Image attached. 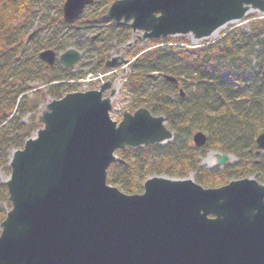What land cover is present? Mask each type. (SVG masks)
<instances>
[{
  "label": "water",
  "instance_id": "obj_1",
  "mask_svg": "<svg viewBox=\"0 0 264 264\" xmlns=\"http://www.w3.org/2000/svg\"><path fill=\"white\" fill-rule=\"evenodd\" d=\"M91 3L66 0L63 20L74 23ZM249 12L264 15V0H116L103 19L139 35L105 69L128 65L125 50L137 42L206 40ZM39 57L54 63L51 51ZM79 58L70 49L58 60L72 69ZM117 77L114 72L98 90L47 103L35 117V135L12 153L0 264H264V185L255 179L204 188L191 177L154 176L133 195L107 183L116 152L173 138L164 117L145 108L111 120ZM164 79L178 84L173 77ZM206 141L202 132L192 136L197 148ZM255 142L257 153L264 152V133ZM215 155L219 167L231 157Z\"/></svg>",
  "mask_w": 264,
  "mask_h": 264
},
{
  "label": "trees",
  "instance_id": "obj_2",
  "mask_svg": "<svg viewBox=\"0 0 264 264\" xmlns=\"http://www.w3.org/2000/svg\"><path fill=\"white\" fill-rule=\"evenodd\" d=\"M114 1L94 0V13L88 17L91 23L81 19L68 26L74 28L69 39H81L86 44L75 49L83 50L95 59L93 73H104L109 52L130 39L129 29L115 27L102 19ZM41 3L43 0H0V80L3 82L8 76L9 82L21 86L15 89L8 82V92L0 95L5 97L1 99L0 114L15 105L16 98L27 90L31 70L12 76L9 72L12 62L9 63L5 56L15 42L21 47L27 43L30 35L26 34L28 28L25 26L33 20L34 10ZM60 6L55 17L45 20L44 30L63 24ZM245 20L246 31L233 28L217 42L198 48L179 46L189 42L186 37H177L147 42L141 49V45L136 44L127 51V58L134 59L123 82V89L133 99V106L128 111L145 108L154 116H163L174 137L164 145L116 152L117 160L107 172L110 186L133 195L142 192L143 183L150 177L185 179L190 174L204 188H216L231 180L248 177L264 185V153L256 155L255 143L264 133V19L254 14ZM96 26L104 27L97 30ZM91 28L101 34L94 42H91L92 36L86 35ZM156 43H168L169 46L147 51L146 48ZM57 47L66 49L62 44ZM233 56L240 57V61L231 65L228 61ZM252 61L256 62V68H251ZM48 72L55 74L51 69ZM59 72L45 81L52 83L47 88L51 99H60L76 89L70 84L55 85V82L70 80L68 71L61 69ZM164 76L175 78L178 86L166 82ZM156 78L162 79L159 86L154 81ZM179 89L183 91L182 96ZM21 113L25 114V109ZM34 120L25 127L8 124L0 130V167H8L9 151L21 149L30 132L37 130ZM2 121L0 118V125ZM197 131L207 135L206 145L201 149L194 147L190 138V134ZM206 150L232 155L237 162L222 169H206L200 166V158ZM9 209L7 190L0 182V224Z\"/></svg>",
  "mask_w": 264,
  "mask_h": 264
},
{
  "label": "rangeland",
  "instance_id": "obj_3",
  "mask_svg": "<svg viewBox=\"0 0 264 264\" xmlns=\"http://www.w3.org/2000/svg\"><path fill=\"white\" fill-rule=\"evenodd\" d=\"M63 2V0H62ZM60 0H43V3L38 4V6L35 8L34 13L35 17L33 20L29 21L28 26L25 27L28 28L26 34L28 33L31 37L29 41H27L26 48L22 50V47L20 44H17L15 42L14 46H12L10 53L5 56L11 63V68L9 69L10 74L13 76L22 75V73H27L28 70H31L29 76H28V82H27V90L20 94L18 98H16V104L12 107L5 110L1 115L0 118H2V124L0 125V130L5 129L8 124H12V126L21 125L23 127L29 125L33 119H35V115L38 114L39 110H42L43 107L51 101V98L49 95H47V88L51 84H46L45 81L48 80L51 76L56 75V72L61 71V69H53L52 72L55 73L53 75H50L47 70H44V66L39 63L41 66L37 65L38 60V53L43 48H51L54 49V47L57 46V44H62L63 47L67 49V47L70 48H76L82 46L83 40L81 39H75L68 40V37H63L66 35L73 34L74 28L70 27L68 29V26L60 25V27H56L55 25H52L49 30H44V24L45 20L49 17H55V15L58 13V7H59ZM62 5V4H61ZM94 7H89L86 9L85 14L82 16V21L86 20L85 23H91L92 20H89L88 17H90V14L94 13ZM254 12H249L246 16L249 17L250 15H253ZM256 14V13H255ZM87 17V18H86ZM86 18V19H85ZM246 18L244 20L239 22H232L229 24H226L222 28H220L216 33L215 36H211L206 40H200V41H194L190 36H187V40L189 42V45L192 47H201L206 44L215 43L218 40L221 39L226 33H228L233 28H240L242 30L246 29ZM93 25H96V22L93 21ZM97 30H101L99 28L94 27ZM63 32H62V31ZM61 31V32H60ZM91 29L86 31V35L88 37L94 35L91 34ZM25 31H22L23 33ZM25 34V33H24ZM139 35V34H138ZM176 39V38H174ZM87 41L85 40V43ZM24 45V43H23ZM22 45V46H23ZM169 46L168 43H156V45L149 46L147 49H155V48H165ZM33 47L37 48L36 50L33 49ZM10 48V47H9ZM139 48H143V45L139 46ZM18 51H20L18 53ZM34 55V57H33ZM236 57V56H234ZM240 58V57H239ZM94 58L92 56L85 52L81 51V56L79 61L75 64L74 69L69 72L70 79H72L74 82L71 83L73 87L79 89V91H88V90H94L95 89V83L92 81V79L96 76L97 73H93L92 70ZM34 61V62H33ZM240 61V59H239ZM234 65V64H232ZM255 66L256 68V62H251V68ZM4 69V68H3ZM43 69V71H42ZM6 71V68L4 69ZM2 71V70H1ZM0 71V73H1ZM61 73V72H59ZM118 77L114 81V88L116 89V94L111 99L112 103V111L110 112V118L114 122H119L121 120V115L124 111L129 110L132 108V102L133 99L130 96L128 92H125L123 89V82L127 74L129 73V67L127 66L122 71L120 70ZM62 74H65L62 72ZM10 77L6 76L2 80H0V95L2 93L8 92V87L11 86L15 89H18L17 82L14 84L9 82ZM161 78H156L154 81L159 86L161 82ZM70 81V80H69ZM10 84H9V83ZM70 84V83H67ZM21 88V86H19ZM10 92V91H9ZM13 93V92H12ZM6 94V93H5ZM8 95V94H7ZM16 95V94H13ZM4 96H0V104L1 99H4ZM22 102V103H21ZM35 107V110H34ZM41 108V109H40ZM25 109V114L21 113V110ZM35 121V120H34ZM34 131L30 132L29 138H32L34 136ZM195 133V132H194ZM193 132L190 134L193 136ZM13 151H9V159L11 158ZM216 153L211 150H206L203 154V156L200 158V166L206 168V169H214L217 168V158ZM237 162V159L235 157H231L227 165H232ZM10 170L8 167H0V182L5 183V181L9 178Z\"/></svg>",
  "mask_w": 264,
  "mask_h": 264
},
{
  "label": "flooded vegetation",
  "instance_id": "obj_4",
  "mask_svg": "<svg viewBox=\"0 0 264 264\" xmlns=\"http://www.w3.org/2000/svg\"><path fill=\"white\" fill-rule=\"evenodd\" d=\"M60 2H62V0H60ZM65 2V0L61 3L62 5H61V13H62V7H63V3ZM60 6V5H59ZM59 8V7H58ZM61 25H66V26H68V24L67 23H63V24H61ZM103 27L104 26H100V27H97V28H99V29H103ZM68 29H70V28H68ZM77 29H80L79 27L77 28ZM94 33V37H91V42H94L98 37L100 38L101 37V34L100 33H98V32H95V31H91V34H93ZM96 35H97V37H96ZM33 35H31V36H29L28 37V40L27 41H29L30 39H31V37H32ZM69 36L70 35H68L67 37H68V40H70L69 39ZM82 46H80V47H83V46H85L86 44H84V43H82L81 44ZM26 48V45H23V47H22V50L23 49H25ZM69 49H73V48H70V47H67V49H65V50H61L59 47H54V49H51V48H43V49H41V51L38 53V60H39V63L41 64V65H43L44 66V70H47V71H49L50 69L51 70H53V69H63L62 68V66L60 65V63H59V56L61 55V54H63L64 52H66L67 50H69ZM51 51V52H53L54 53V63L50 66L46 61H44V60H42V59H40V54L41 53H43V52H45V51ZM127 53V52H126ZM121 56V51H120V47H118V48H116V49H114V50H111L110 52H109V59L111 58V59H116V60H120V57ZM124 58H126V59H128L127 58V54H125L124 55ZM79 61V60H78ZM74 81L72 80V79H70V81H68V80H65V81H59V82H55L54 84L55 85H57V84H67V83H70V85H72L71 83H73Z\"/></svg>",
  "mask_w": 264,
  "mask_h": 264
},
{
  "label": "bare ground",
  "instance_id": "obj_5",
  "mask_svg": "<svg viewBox=\"0 0 264 264\" xmlns=\"http://www.w3.org/2000/svg\"><path fill=\"white\" fill-rule=\"evenodd\" d=\"M217 31H218V30H217ZM217 31H216V32H217ZM216 32H215V33H216ZM215 35H216V34H213L212 36H215Z\"/></svg>",
  "mask_w": 264,
  "mask_h": 264
}]
</instances>
